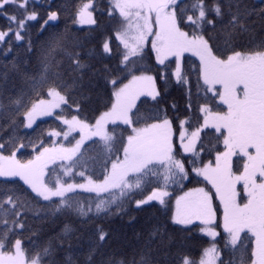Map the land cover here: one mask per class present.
Listing matches in <instances>:
<instances>
[{
  "label": "snow or ice",
  "instance_id": "1",
  "mask_svg": "<svg viewBox=\"0 0 264 264\" xmlns=\"http://www.w3.org/2000/svg\"><path fill=\"white\" fill-rule=\"evenodd\" d=\"M41 7L40 0H0L8 21L0 54L26 42L25 52L37 62L19 89L7 73L0 75V264H264V7L247 0ZM62 13L89 26L92 48L85 51L67 25L59 29ZM185 53L199 61L195 109ZM153 55L155 74L144 63ZM12 68L19 70L15 62ZM173 78L188 89L183 110L176 103L160 106L167 89L158 81L166 86ZM94 94L98 104L103 100L99 114L81 118ZM50 116L59 131L39 127L38 118ZM205 130L216 134L215 145H205ZM53 137L70 146H49L46 138ZM200 178L211 187L184 192L172 211L168 189ZM81 192L95 196L76 199ZM137 195L143 198L135 199L136 209L156 201L168 220L146 236L138 233L142 243L129 255L110 248L117 235L97 221L123 216ZM30 215L40 220L38 229ZM45 225L52 234L41 244ZM192 228L211 238L199 261L184 253ZM175 231L188 235L178 240Z\"/></svg>",
  "mask_w": 264,
  "mask_h": 264
},
{
  "label": "trees",
  "instance_id": "2",
  "mask_svg": "<svg viewBox=\"0 0 264 264\" xmlns=\"http://www.w3.org/2000/svg\"><path fill=\"white\" fill-rule=\"evenodd\" d=\"M88 0H40V4L43 5V7L40 8L41 12L44 11V9L47 8L48 3L53 4L54 6H67L71 11H75V8L77 6L82 5L83 2H86ZM96 2V0H94ZM106 3L107 0H104ZM247 2L259 9L261 7H264V0H247ZM104 22L107 23V17L104 18ZM112 23H115V21H112ZM65 25H67L72 32L77 35L84 43L85 45V51L87 49L92 48L95 45V41L91 40L89 37L91 35H94L90 31V28L88 25H79V24H73L72 19L68 18L66 13H62L61 21L59 22V29L63 30ZM8 26V21L3 15H0V30L6 29ZM38 28L39 25L35 22H33L31 26V35L33 41H37V34H38ZM79 29V31H77ZM14 41V37L12 38ZM42 39V37H41ZM8 45H3V48H7ZM26 42H13L12 43V52L8 53L7 55L0 54V75L7 73L10 83H14L16 86V89H19L21 87H24V80H23V74L32 75L37 71V62L36 57L33 55L31 58H29L28 54L25 52ZM27 61V63H25ZM15 62L17 65V68L19 69L14 70L12 68V64ZM185 67L187 70L190 71L191 74V90H192V102H193V108L195 109L196 103H197V88H196V73L194 71V68L198 65L199 61L198 58L193 56L192 54H185L184 57ZM105 63H109V61H105ZM111 64L115 65L116 60L113 59L110 61ZM144 63L152 68L153 74L156 72V65L154 62V55L151 59H145ZM174 67V65H173ZM202 83V82H201ZM158 87H160L162 90L166 87V93L162 91V94L164 96V99L161 101V107H168L172 103H176L181 110H183V107L187 103V87L178 86L174 78L165 86L160 81H158ZM201 96L203 95V88L200 90ZM106 96L103 97L104 100H106ZM141 99H144L143 97ZM150 101V98H148ZM103 100H101L98 104L95 94L93 98V103L89 105L87 109H85L84 113L81 114V118H84L87 116L90 120L99 113L95 111V109L102 104ZM199 102H203L200 100ZM152 107V104L146 103L141 107V112H143L146 108ZM214 110H219L215 106ZM100 110L103 111V107H100ZM67 111V109H66ZM56 113L59 114V110H56ZM71 114H76L73 110ZM171 114V112H170ZM202 122V119H201ZM39 127L45 132H47L50 129L60 130L62 125L59 121L55 119L54 116L50 117H44L41 119H38L37 121ZM193 126H195V121L193 123ZM35 127V126H34ZM123 127V125H121ZM119 130V129H118ZM206 131V138L204 140V143L206 146L211 147L216 144L215 140V133L211 130H205ZM23 134V133H22ZM28 135H33L31 130H27ZM52 140H47L46 143L49 145L52 143ZM220 150H223L222 144L220 145ZM31 153V149L29 148L26 153L27 155ZM215 153H212V156H208L207 154H204V160L207 161L208 159L214 158ZM234 159H236L234 157ZM51 167V166H50ZM79 171V170H77ZM81 181V179L77 176L75 178V182ZM195 186H204L205 188H210L209 185L205 184L202 180V178L199 179H192L191 182L185 181L183 186H176V187H170L168 191L171 193V199L169 200V204L173 211V201L174 199L182 192L187 190L188 188L195 187ZM150 191V190H149ZM149 194L148 192H145L143 195L146 196ZM95 194L88 193V192H81L79 196L75 197L76 199L81 200H89L94 198ZM143 198V196L137 195L134 197L130 202H126L124 205L125 214L123 216H113L108 219H101L98 220L97 223H103L105 227H111L112 230L116 233L117 239L113 241V243L110 245L111 249H119L122 252H125L127 254H131L132 250L134 248H138L142 241L137 240V234L143 233L145 236L147 235L148 230L154 225V224H164L167 222L168 217L164 215L160 205L158 202L153 201L149 205L144 206L142 209H136L135 208V199ZM116 209L113 208V211ZM171 213L168 214L170 216ZM134 219H131L133 218ZM71 219V218H68ZM131 220V222H129ZM28 222L31 225L33 229H38L40 227V220L38 218H35L33 216H29ZM198 224V223H197ZM45 230L40 232L38 243L43 244L49 235L52 233L47 230L48 226L45 225ZM60 227H62V223L57 222L56 231L58 232ZM179 228L180 226H176ZM191 227V226H189ZM171 230V229H170ZM219 231L222 232V229H219ZM176 238L178 240H183L185 236L188 235L186 232L182 231H175L174 232ZM27 236L28 233H25ZM191 236L192 238L190 240H187L185 242V249L184 253L186 255H189L191 258L195 259L196 261L199 260L203 248L209 244L210 239L203 235L202 233H199L198 228H192L191 229ZM87 240V233L84 234V240L83 242H86ZM249 241H245L247 244ZM222 243V242H221ZM224 259L227 260L228 257L225 255Z\"/></svg>",
  "mask_w": 264,
  "mask_h": 264
},
{
  "label": "rangeland",
  "instance_id": "3",
  "mask_svg": "<svg viewBox=\"0 0 264 264\" xmlns=\"http://www.w3.org/2000/svg\"><path fill=\"white\" fill-rule=\"evenodd\" d=\"M85 3H88V1H86V2H83L82 4H85ZM80 25V24H79ZM86 25V24H85ZM186 54V53H185ZM188 54H191V53H188ZM56 111V110H55ZM41 118H44V117H40V118H38V119H41ZM58 131V130H57ZM73 135H75V137H76V139H79V135L78 134H73ZM53 141H58V142H60V143H63V144H65L66 146H70V145H68V141H65L64 139H63V137H53ZM52 141V142H53ZM75 141L73 140L72 141V143H74ZM51 145V144H50ZM49 145V146H50ZM83 181L81 180V181H78L77 183H82ZM210 186V185H209ZM196 187H204V186H195V187H191V188H188L187 190H185L184 192H187V191H189L190 189H192V188H196ZM211 187V186H210ZM212 191H214V189L212 190ZM184 192H182V193H180L178 196H181V195H183V193ZM177 196V197H178ZM176 199V198H175ZM175 199H174V201H173V211L175 210ZM194 223H199V222H194ZM218 231H219V229H218ZM209 238V237H208ZM210 239V242H211V238H209ZM210 242H209V244H207L204 248H206V247H209L210 246ZM203 248V249H204ZM203 252V251H202ZM200 259V258H199ZM199 261V260H198Z\"/></svg>",
  "mask_w": 264,
  "mask_h": 264
}]
</instances>
